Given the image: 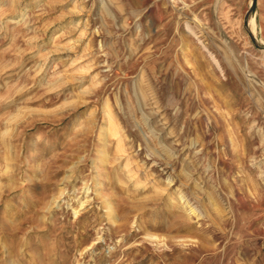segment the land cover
<instances>
[{
    "label": "rangeland",
    "instance_id": "1",
    "mask_svg": "<svg viewBox=\"0 0 264 264\" xmlns=\"http://www.w3.org/2000/svg\"><path fill=\"white\" fill-rule=\"evenodd\" d=\"M5 11L0 264H264V0Z\"/></svg>",
    "mask_w": 264,
    "mask_h": 264
},
{
    "label": "bare ground",
    "instance_id": "2",
    "mask_svg": "<svg viewBox=\"0 0 264 264\" xmlns=\"http://www.w3.org/2000/svg\"><path fill=\"white\" fill-rule=\"evenodd\" d=\"M5 0H0V16L4 15L5 14ZM20 15V14H19ZM23 16L24 15H20L19 17H17L14 21L15 23H19L20 21H22L23 19ZM22 23V22H21ZM45 49V48H44ZM106 107V106H105ZM156 110V109H155ZM104 111V110H103ZM154 111V110H153ZM104 115L105 117H107V119H112V113L110 111V109H106L105 112H104ZM159 116V115H158ZM75 129V128H74ZM111 130V135H113V138H114V135L118 133V130H117V125L115 123V121L112 119L111 121H108V127L104 130L105 132H109ZM169 135V134H168ZM111 139V138H110ZM120 142V140L118 141ZM33 147V146H32ZM171 149V147H170ZM175 149V148H174ZM173 150V149H172ZM168 151V150H167ZM174 151V150H173ZM171 153V152H170ZM194 163V161H193ZM193 167V166H192ZM9 168V167H8ZM132 169V168H131ZM6 172V170H5ZM190 172V171H189ZM129 174V173H128ZM185 174V173H184ZM188 174V173H187ZM186 178V177H185ZM190 178V177H189ZM196 178V177H195ZM202 178V177H201ZM212 178V177H211ZM138 179V178H137ZM194 180V179H193ZM155 182V181H154ZM170 182V181H169ZM194 181H192L193 183ZM205 182V181H204ZM207 182V181H206ZM205 182V183H206ZM135 183V182H134ZM171 183V182H170ZM195 183V182H194ZM154 184H157V183H154ZM198 184V183H197ZM204 184V183H203ZM200 185V184H199ZM199 185L197 187H199ZM205 187V186H204ZM201 188V187H200ZM205 189V188H204ZM183 192V191H182ZM202 193V192H201ZM174 194V193H172ZM5 199V198H4ZM173 200V199H172ZM211 200V199H210ZM186 202V201H184ZM185 204V203H184ZM189 205V204H188ZM212 205V204H211ZM167 206V205H166ZM193 206V205H192ZM181 207V206H180ZM191 207V206H190ZM194 208V207H193ZM192 209V208H191ZM191 209L189 210L191 212ZM183 212V211H182ZM193 212V211H192ZM191 212V213H192ZM195 215V214H193ZM197 215V214H196ZM195 218V217H194ZM196 219V218H195ZM119 223V222H118ZM157 240V238H156ZM183 241V240H182ZM157 244V243H156Z\"/></svg>",
    "mask_w": 264,
    "mask_h": 264
}]
</instances>
